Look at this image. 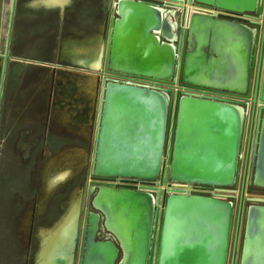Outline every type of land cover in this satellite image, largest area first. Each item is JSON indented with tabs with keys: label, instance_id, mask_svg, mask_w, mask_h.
<instances>
[{
	"label": "water",
	"instance_id": "1",
	"mask_svg": "<svg viewBox=\"0 0 264 264\" xmlns=\"http://www.w3.org/2000/svg\"><path fill=\"white\" fill-rule=\"evenodd\" d=\"M188 1L254 20L213 17L187 7L167 9L143 0H113L103 66L97 70L102 76L101 104L90 187L84 190L88 201L85 204L83 196L72 264L230 262L234 201L171 189L152 194L103 179L156 180L167 175L177 184L236 186L243 171L247 102L141 87L112 79L113 74L178 80L252 99L258 120L249 179L264 188L261 36L260 29L250 26L262 24L264 0ZM249 200L260 206L244 212L240 264H264V245L252 242V220L264 216V199ZM260 240L264 242L262 232Z\"/></svg>",
	"mask_w": 264,
	"mask_h": 264
},
{
	"label": "crops",
	"instance_id": "2",
	"mask_svg": "<svg viewBox=\"0 0 264 264\" xmlns=\"http://www.w3.org/2000/svg\"><path fill=\"white\" fill-rule=\"evenodd\" d=\"M30 1V0H29ZM25 1L20 3L18 6L19 13L15 14L13 17V31L10 36L11 43V52L14 53L15 56H26L22 57V59H14L11 58V61L16 63L15 65L8 67V62L10 60L8 55V43L6 36L2 34V29L0 25V79H1V87L4 84L6 78L2 79V70L5 69L10 74L11 84L9 87L10 92L2 94V106L4 107V117L6 122V128L18 130L19 125L25 128V124L31 123V118L34 121L37 120H45L48 118L47 114L52 112L55 119L63 120V125L73 124L78 126V135H86L87 141L92 140V160L94 157V148H95V139H96V128L98 125V112L100 107V97L97 99L99 93L101 96V81L102 76L101 72L92 70V68H87L83 64L75 60H71L68 57H62V50L66 40L69 41H77L81 40L86 41H96L97 40V61H98V69L99 70L103 64H101V54L104 51L106 39L108 33L110 31V22L111 18L114 15L113 11V2L107 7V5H102L101 2L107 4L105 0H69L63 8L58 9L54 7H27L25 9H21V5L23 3L29 2ZM16 5V0H13L11 10L14 12V8ZM103 11H110L109 20H105L103 18ZM17 12V11H16ZM15 12V13H16ZM170 22H172L171 18H168ZM246 20L250 22L254 20L252 16L247 17ZM173 23V22H172ZM262 24H254L250 23L251 27H257L260 29V42L258 46V61L259 64L262 62V72H264V50L262 51V44L264 41V20H261ZM5 31V27H4ZM177 33V31H176ZM53 59L56 64L60 65H43L40 62H36L35 60L49 58ZM26 58V59H25ZM34 59V61H33ZM32 60V61H31ZM3 61L5 62L3 64ZM55 71V72H54ZM52 72L54 74H59L56 72L66 73L68 77L61 78L63 80V89H66V94L62 93L57 94L55 92L54 97L55 100L51 102L56 103H65L68 101V105L66 107H62L61 105H54L52 109L46 108L43 103H50L47 101H43V90H42V76L47 75L46 73ZM91 74H97V93L96 97L93 99L87 92V89L84 86V81ZM35 105V115L32 114L34 110L32 109V113H29V105ZM252 112V120L254 121V130L256 131L257 127V110L258 105L252 108L250 107ZM34 115V117H33ZM82 119V120H80ZM13 125V126H12ZM28 129L32 130L34 126L32 123L29 124ZM251 122L249 128H247V137L245 149L243 152L242 162L244 163L243 171L246 170V166L250 165V157L252 155V147L254 143V138H251V144L249 147V141L252 132L251 130ZM11 127H14L13 129ZM94 132V134H93ZM32 132H30L28 139L32 138ZM253 135V134H252ZM31 136V137H30ZM94 136V137H93ZM87 142V143H88ZM88 148V145H87ZM254 148V147H253ZM67 150H75L81 151V148L77 147H68ZM88 150V149H87ZM64 151V152H65ZM88 151H84L82 155V159L86 157ZM59 155V154H58ZM57 156V155H56ZM55 157V156H51ZM50 157V158H51ZM48 158V159H50ZM81 159V160H82ZM31 164V163H30ZM45 164V163H44ZM82 164V163H81ZM45 170V169H44ZM76 177V176H75ZM75 177L72 179L75 180ZM77 181V180H76ZM69 183V182H68ZM42 194L39 197L42 200V203L48 201L52 195H55L59 191L65 189L68 184L53 190L51 194L48 195L46 199L43 198V192L45 184L43 182L42 177ZM258 188V187H256ZM77 189L72 190L71 195L69 197V201L67 206L63 209L62 213H56L54 209L50 212L43 213L39 212L38 216H44L45 219L51 220V224L47 227L39 226L36 230V240H37V251L35 253V257L39 251L40 247V228L45 230H50L53 226L63 218V215L69 208V204L71 202V197L73 193ZM88 191V190H87ZM86 191V193H87ZM28 193L24 192L21 194H15L13 197L15 198L13 202L16 203L15 213L17 211V205L19 203L18 199L21 196L27 197ZM257 200L264 199V196L260 195L259 197H255ZM85 204H87V196H84ZM32 201H36V199H32ZM250 200H237V212L235 217V240L237 243V247L244 246V236L246 230V215H244V211H242L243 203L248 202L246 206V211L248 208H252L254 206L259 207L258 205H254ZM43 208V206H41ZM241 211V212H240ZM14 213V214H15ZM33 213L32 218L37 217ZM14 218V217H13ZM253 227V239L252 242L254 246H258V244L264 245L263 240H260V243L257 242L258 234L264 233V216L258 215V218L252 220ZM239 255V254H238ZM241 254L239 256V259ZM63 258V259H62ZM62 260L60 262H66L67 258L61 257ZM35 260V258H34ZM241 262V259H240ZM35 264V263H34ZM240 264V263H239Z\"/></svg>",
	"mask_w": 264,
	"mask_h": 264
},
{
	"label": "rangeland",
	"instance_id": "3",
	"mask_svg": "<svg viewBox=\"0 0 264 264\" xmlns=\"http://www.w3.org/2000/svg\"><path fill=\"white\" fill-rule=\"evenodd\" d=\"M25 1L29 0H16V5L13 12L11 10L13 0H0V25L3 27L2 34L3 36H6L7 43L9 45V68L10 66L16 64L11 61V58L22 59V57H26L23 55L15 56L14 53L11 52L10 43V36L14 27V24L12 27L13 17L15 14L19 13L18 6L20 3ZM105 1L107 4L104 2L101 3L102 5H107V7L109 2L110 5L113 2V0ZM103 18L105 20H109L110 11H103ZM35 61L40 62L41 64L48 67L49 65H60L56 64L53 59H51V57ZM4 63L5 62L3 61V64ZM8 73L9 72L5 69L2 70V79L6 78L2 87L0 79V163L6 158V154L4 153L5 147L10 142L9 150L17 156L15 162L17 163L18 168H22L27 162H31V164L28 168L29 173L23 179L22 183L23 188L25 192L28 193V195L27 197L21 196L18 199L19 203L17 205V211L13 215L14 218L12 219L10 228L3 233L2 247L6 253L4 258H0V264H34L35 253L37 251L36 230L39 226L47 227L49 224H51V220L45 219L44 216H38L37 214L39 212H43L45 214L52 211L53 209L57 214L62 213L63 209L68 204V199L72 190L81 188L85 191L88 190L90 187L89 181L91 180L92 175V140L90 139L88 142L86 135H78V126L73 124H67L66 126L63 125V120L55 119L52 112L47 114L48 118L43 121H34L33 119L35 118H31V123L34 125L32 130L27 128L31 123L25 124L26 129H24L22 125H19L17 128L18 130L13 129L14 127H11L13 129L12 132H10L11 129L7 130L4 117V107L2 106V94H4V90L5 93L10 92L9 87L11 84V78L10 74ZM56 73L59 74L49 72L46 73L47 75L42 76L43 101L45 102L48 100V102H50L48 105L43 103L45 110L46 108H49V110L52 109V106L54 105H56V107L57 105H61L62 107H66L68 105V101L66 104L64 102L62 104L51 102L56 98V96L54 97L55 92L57 94H61L63 91V93L66 94V89H63L64 85L61 78L68 76L66 73ZM99 97L100 93L97 99H99ZM28 105L29 113H32L33 109L34 112L32 114H34L36 111L34 107L35 105ZM30 132H32L33 135L32 138L28 139ZM71 146L81 148L82 152L85 150L88 151L85 159L83 158L81 160V168H79L78 174L75 177V181L69 182L65 189L59 191L55 195H52V197H50L48 201L43 204L39 197L41 196L43 189L42 177L45 169L44 163L51 156L64 154V151ZM257 192H259V189L257 188L246 187L243 195L245 197H252L253 194ZM11 199L14 201L15 198L13 195L11 196ZM32 199H36V201H32ZM247 205L248 202L243 203L242 211L246 212ZM41 206H43V208H41ZM33 213L35 216L37 215V217L32 218L31 215ZM235 246L236 245L233 240L229 264H237L238 260L236 258L238 257L240 247ZM235 249L236 260L234 261L233 251Z\"/></svg>",
	"mask_w": 264,
	"mask_h": 264
},
{
	"label": "bare ground",
	"instance_id": "4",
	"mask_svg": "<svg viewBox=\"0 0 264 264\" xmlns=\"http://www.w3.org/2000/svg\"><path fill=\"white\" fill-rule=\"evenodd\" d=\"M68 2L69 0H30L23 3L21 9L31 6H48L61 9ZM97 51V40H81L80 42L66 40L62 57H68L87 68L97 71ZM97 77V74H91L84 81V86L93 99L97 93ZM9 145L10 142L5 147L6 158L0 163V258H4L6 253L2 247L3 233L10 228L16 209V203L11 200V196L24 194L25 190L22 183L29 173L28 168L31 163L27 162L22 168H18L15 162L17 156L9 150ZM82 155L83 152L81 151L67 150L64 154L51 157L45 161L43 173L44 199L53 190L61 188L72 181L78 174L79 168H81ZM83 196L84 189H77L71 197L69 208L63 218L50 230L40 228V249L35 257V264H72L70 255L73 252V240L76 233L78 214L84 200ZM62 256L67 258L66 262H60L63 259H61Z\"/></svg>",
	"mask_w": 264,
	"mask_h": 264
},
{
	"label": "built area",
	"instance_id": "5",
	"mask_svg": "<svg viewBox=\"0 0 264 264\" xmlns=\"http://www.w3.org/2000/svg\"><path fill=\"white\" fill-rule=\"evenodd\" d=\"M138 1H142V0H138ZM143 1H147L150 2L151 4L156 5L157 7H164L167 9H174L177 8L178 10H182L184 7L187 8H191L192 12L195 13H202V14H209L213 17H228L231 19H237V18H243V19H247V17L251 16L248 14H236V13H232L229 12L227 10L224 9H217L215 7H211V6H202V5H197V4H191L188 0H143ZM112 79L118 80L120 82L123 83H133L136 85H139L141 87H153L156 88L158 90H165V89H172L174 91H182L185 93H196V94H200V95H211V96H217L220 98H229V99H234V100H243L245 102H247V108H246V112L248 115L247 118V123H246V131L247 128H249L250 122H251V137H250V141H249V147L251 144V138L255 137V133L256 131L254 130V121L251 118V110L250 107H253V101L252 99H248L244 96H237L234 94H229V93H220L218 91H214L211 89H204V88H199V87H195V86H189V85H185L183 83H181L180 81L176 80L173 83H169V82H165V81H157L151 78H142V77H136V76H125V75H119V74H113L112 76H110ZM248 132V131H247ZM246 132V136H245V144H246V137L248 135V133ZM254 140V139H253ZM252 145V144H251ZM245 146V145H244ZM245 149V148H244ZM251 149V147H250ZM253 149V147H252ZM244 152V151H243ZM243 158V156H242ZM243 163V162H242ZM243 167H244V163H243ZM246 171V170H245ZM245 171H242V175L240 177V179L243 178ZM104 182L109 183L110 185H118L121 187H128L130 189H134V190H138V191H145V192H150L152 194H157L158 191H161L163 189H171V190H175L176 192H182V193H186V194H201V195H205V196H213L216 198H221L224 200H231L234 201L237 204V200H238V190L236 186H227V187H221V186H207V185H201V184H195V185H187V184H182L179 183L177 184L176 182H174L169 176L164 175L163 177H159L156 180H141V179H137V178H122V177H115V178H107V179H103ZM259 189V192L253 194L254 197H259L260 195L264 196V188H257ZM235 227V224H234ZM235 233V230H234ZM234 236V234H233Z\"/></svg>",
	"mask_w": 264,
	"mask_h": 264
},
{
	"label": "flooded vegetation",
	"instance_id": "6",
	"mask_svg": "<svg viewBox=\"0 0 264 264\" xmlns=\"http://www.w3.org/2000/svg\"><path fill=\"white\" fill-rule=\"evenodd\" d=\"M113 8V7H112ZM113 11H114V8H113ZM250 166H248L247 167V170H246V173L244 174V176H243V178L240 180V182L236 185V187H237V190H238V195H239V197H238V199L240 200V201H243V200H248V199H255V200H257L255 197H254V195L252 196V197H245L244 195H243V193H244V190H245V188L246 187H252V188H256V186H254V185H251V183H250V179H249V173H250ZM90 182V181H89ZM234 236H235V233H234ZM233 236V240H234V243H235V247H237V243H236V240H235V237ZM233 240H232V243H233ZM241 252H242V247H240V249H239V252H238V257L236 258L238 261H237V264H239L240 263V259H239V256H240V254H241ZM233 255H234V261L236 260L235 259V256H236V249L233 251ZM235 263V262H234Z\"/></svg>",
	"mask_w": 264,
	"mask_h": 264
}]
</instances>
